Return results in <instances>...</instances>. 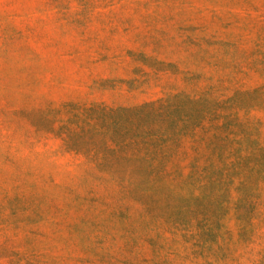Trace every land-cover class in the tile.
<instances>
[{"label": "rangeland", "instance_id": "1", "mask_svg": "<svg viewBox=\"0 0 264 264\" xmlns=\"http://www.w3.org/2000/svg\"><path fill=\"white\" fill-rule=\"evenodd\" d=\"M0 264H264V0H0Z\"/></svg>", "mask_w": 264, "mask_h": 264}]
</instances>
